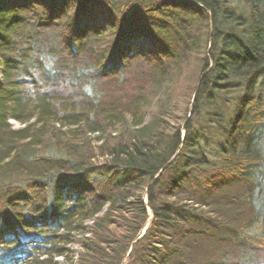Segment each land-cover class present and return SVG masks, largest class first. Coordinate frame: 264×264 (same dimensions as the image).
<instances>
[{
    "label": "trees",
    "instance_id": "16d2710c",
    "mask_svg": "<svg viewBox=\"0 0 264 264\" xmlns=\"http://www.w3.org/2000/svg\"><path fill=\"white\" fill-rule=\"evenodd\" d=\"M0 66V264H264V0H0Z\"/></svg>",
    "mask_w": 264,
    "mask_h": 264
},
{
    "label": "clouds",
    "instance_id": "9594fccd",
    "mask_svg": "<svg viewBox=\"0 0 264 264\" xmlns=\"http://www.w3.org/2000/svg\"><path fill=\"white\" fill-rule=\"evenodd\" d=\"M47 67H51L52 63H46ZM89 71H94V69H89ZM92 83H86L84 85V91L91 93L92 91ZM245 233L249 236H259L264 235V215L257 216V218L244 229Z\"/></svg>",
    "mask_w": 264,
    "mask_h": 264
},
{
    "label": "rangeland",
    "instance_id": "374dc122",
    "mask_svg": "<svg viewBox=\"0 0 264 264\" xmlns=\"http://www.w3.org/2000/svg\"><path fill=\"white\" fill-rule=\"evenodd\" d=\"M85 21H87V18L83 19V20L81 21V23H84ZM138 42H139V44H141V45H146V44H148L146 39H140ZM0 67H1V66H0ZM0 79H1V74H0ZM9 122H10V124L12 125V127H14V128H18V127H21V126H22L19 122L14 121L13 119H9ZM71 247H73V249H77V246H76V245H73V246H71ZM233 254H234L233 256L238 257V255L235 254V251L233 252ZM58 259H59V258H58Z\"/></svg>",
    "mask_w": 264,
    "mask_h": 264
},
{
    "label": "water",
    "instance_id": "95a60500",
    "mask_svg": "<svg viewBox=\"0 0 264 264\" xmlns=\"http://www.w3.org/2000/svg\"><path fill=\"white\" fill-rule=\"evenodd\" d=\"M155 177H157V175ZM144 201H146V197L145 196H144ZM143 232H144V229L139 233L138 236H141L143 234Z\"/></svg>",
    "mask_w": 264,
    "mask_h": 264
}]
</instances>
